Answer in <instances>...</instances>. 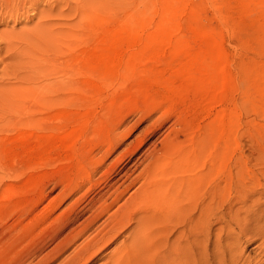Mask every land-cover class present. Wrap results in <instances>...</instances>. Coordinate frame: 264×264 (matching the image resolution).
Segmentation results:
<instances>
[{
	"label": "rangeland",
	"instance_id": "374dc122",
	"mask_svg": "<svg viewBox=\"0 0 264 264\" xmlns=\"http://www.w3.org/2000/svg\"><path fill=\"white\" fill-rule=\"evenodd\" d=\"M59 1L53 27L64 40L73 34L75 46L59 54L58 80L70 78L74 88L57 108L42 106L57 134L12 123L0 135V264L65 262L88 233L72 247L57 245L89 218L86 207L102 186L132 170L128 185L145 155L164 152L186 159L183 169L189 157L197 162L192 173L210 181L202 193L212 182L223 186L209 219L211 245L230 226L244 240V264H264V188L253 194L255 183L264 187V0H94L98 10L70 0L80 3L77 17ZM28 6L26 14L1 7L0 31L37 25L41 14L33 18ZM39 6L48 8L44 0ZM66 65L74 75L63 76ZM196 217L171 224L170 242L185 231L190 245ZM124 239L87 264L106 263Z\"/></svg>",
	"mask_w": 264,
	"mask_h": 264
},
{
	"label": "bare ground",
	"instance_id": "6f19581e",
	"mask_svg": "<svg viewBox=\"0 0 264 264\" xmlns=\"http://www.w3.org/2000/svg\"><path fill=\"white\" fill-rule=\"evenodd\" d=\"M64 1V4H68L70 0ZM102 1L97 0L100 4L103 3ZM44 2L48 8L40 10V0H0V8L4 7L9 13H20L30 5L31 7H28L33 8L35 12L33 18L41 14L39 23L32 29L17 33L13 27L8 30V26L6 30L0 31V53L4 52V56L0 58V135L10 133L12 123H15L17 128L38 127L41 132L57 134L56 122L49 120L47 114H40L42 106L57 108L63 99H66L63 95L68 97L74 88L70 78L67 82L58 80L62 78L58 76L60 73L57 66L60 53L69 47L68 52H73L75 46L71 41L73 34L64 40L59 31L53 27L55 19L60 16L52 14L54 12L52 10H57L62 5L61 2L59 0H44ZM88 2L93 3L87 4ZM97 2L82 0L80 3H86V8L92 5L91 9L96 10L99 8ZM79 4L77 1L70 2L68 15L73 13L77 17ZM52 7L54 8L51 9ZM27 11H24V14ZM93 11L91 12L90 8L89 11L86 10L88 14H92ZM2 13L0 12L1 15ZM1 15L0 18L3 17ZM61 16L65 17L63 11ZM27 19L30 20V17ZM74 25L76 24L72 25L73 32ZM63 67L67 71L63 76L74 75L67 65ZM117 145L116 143L112 145V152ZM123 157L118 158L116 162H120ZM185 160H172L165 152L158 155L148 154L141 162L142 165L146 161L145 167L128 185L125 186L132 170H125L111 185L102 186L95 201L86 207L91 214L89 218L71 230L57 245V247L64 245V248L72 247L79 238L88 233L87 238L85 237L86 239L62 264H87L122 236L125 237L124 241L104 264L246 263L247 260L242 261L243 252L239 251V244L244 240L235 235L232 227L220 228L219 233L215 235L214 244L211 245L213 232L210 230L209 219L215 215L223 197V186L212 182L210 184L212 189L208 193H202L203 188L210 181L200 173H192L197 162L190 157L187 168L183 169L179 164ZM102 167L103 164L100 169ZM138 184H141L139 193L126 198L130 188ZM258 186L259 184H254L253 194L264 188ZM241 209L243 210L240 208L237 212L239 216ZM245 209L251 213L250 208L245 207ZM190 212H196L198 215L195 220L196 236L192 238V243L189 245L185 231L180 234V238L177 237L171 243L170 237L173 234L169 230L174 228L172 225L178 223L187 225L185 220L189 218ZM165 221L168 223H164ZM245 224L243 223L244 227ZM260 228L263 230L261 234L258 231L262 243L258 245V249L264 253V226ZM245 229L242 230V236H247L251 232L249 228L245 227ZM220 231L227 232L231 240L228 236L224 237V233ZM256 237L257 235L252 237L253 240H247L248 243H252ZM209 247L213 251L208 250ZM192 249H195V252L190 254ZM198 257L202 259V263L197 259Z\"/></svg>",
	"mask_w": 264,
	"mask_h": 264
}]
</instances>
